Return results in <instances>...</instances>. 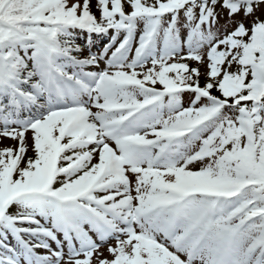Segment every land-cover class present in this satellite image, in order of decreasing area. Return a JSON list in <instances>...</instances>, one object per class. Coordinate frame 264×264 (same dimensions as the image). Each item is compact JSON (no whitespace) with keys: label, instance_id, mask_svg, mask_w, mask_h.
<instances>
[{"label":"snow or ice","instance_id":"snow-or-ice-1","mask_svg":"<svg viewBox=\"0 0 264 264\" xmlns=\"http://www.w3.org/2000/svg\"><path fill=\"white\" fill-rule=\"evenodd\" d=\"M0 138V264H264V0H0Z\"/></svg>","mask_w":264,"mask_h":264},{"label":"rangeland","instance_id":"rangeland-1","mask_svg":"<svg viewBox=\"0 0 264 264\" xmlns=\"http://www.w3.org/2000/svg\"><path fill=\"white\" fill-rule=\"evenodd\" d=\"M93 11L94 12L96 11L94 6H93ZM96 14H97V16L99 15L98 12ZM222 16H223V14H222ZM110 35H111V32L109 33L108 36H97V35L93 34V36L91 37L92 42H93L92 51H94V52L97 51L100 47H102V45L104 43H107ZM88 40H89V37H88L87 33H78L77 34L76 42L79 45H81V47L83 48V53H82L81 58H83L84 56H87V54H88V46H87L88 45ZM190 66H195V65H194V63H192V64H190ZM101 67H103V64H101ZM203 82H204V79L201 78V83H203ZM188 98H189L188 94L186 93L184 95V97H183V103H184L185 107L188 106ZM28 135L30 136V134H28ZM3 142L6 143V146H11V145H13L15 143L14 141H11L9 139L0 138V148L5 147ZM28 155L31 156V155H33V153L31 151H29ZM13 211H15L14 208H13ZM9 242L13 243V244L15 243V241L13 239H12V241L9 240ZM53 248H55L54 244H53ZM37 251H38L39 254H45L43 249H38ZM65 251H66V249H65ZM105 254H107V253H105Z\"/></svg>","mask_w":264,"mask_h":264},{"label":"trees","instance_id":"trees-1","mask_svg":"<svg viewBox=\"0 0 264 264\" xmlns=\"http://www.w3.org/2000/svg\"><path fill=\"white\" fill-rule=\"evenodd\" d=\"M258 11H259V10H258ZM224 20H225V17L222 16V18H221V24L224 23ZM203 83H204V82H203ZM203 83H202V84H203Z\"/></svg>","mask_w":264,"mask_h":264},{"label":"bare ground","instance_id":"bare-ground-1","mask_svg":"<svg viewBox=\"0 0 264 264\" xmlns=\"http://www.w3.org/2000/svg\"><path fill=\"white\" fill-rule=\"evenodd\" d=\"M3 144H4V146H6V143L5 142H3ZM9 240L12 241L11 237H9Z\"/></svg>","mask_w":264,"mask_h":264}]
</instances>
